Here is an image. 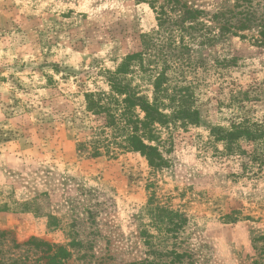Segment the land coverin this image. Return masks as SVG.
<instances>
[{
  "label": "rangeland",
  "instance_id": "rangeland-1",
  "mask_svg": "<svg viewBox=\"0 0 264 264\" xmlns=\"http://www.w3.org/2000/svg\"><path fill=\"white\" fill-rule=\"evenodd\" d=\"M188 1L209 14L234 4ZM155 28L136 0H0V264H49L57 247L60 264H264V163L251 162L253 143L226 151L211 134L264 127V47L251 32L213 30L167 71L199 124L161 130L162 169L120 149L91 157L103 121L84 94L107 92L105 73ZM154 76L127 79L150 97ZM156 206L180 227L159 231Z\"/></svg>",
  "mask_w": 264,
  "mask_h": 264
},
{
  "label": "trees",
  "instance_id": "trees-1",
  "mask_svg": "<svg viewBox=\"0 0 264 264\" xmlns=\"http://www.w3.org/2000/svg\"><path fill=\"white\" fill-rule=\"evenodd\" d=\"M136 1L147 3L153 10L156 28L141 37L140 52L127 55L114 71L105 73L107 92L84 94L85 109L103 121L95 133L97 138L92 143L91 157H99L101 149L107 153L112 149L136 152L147 160L152 170L157 171L166 165L159 148L161 130L176 124L182 127L199 124V113L191 104L188 89H169L167 71L188 60L190 46L194 43L211 44L215 40L213 30L240 38L244 37L241 32L248 31L255 43L264 47V0H234L231 8L213 14L188 0ZM135 68L140 72L150 69V72L156 73L150 97L142 95L129 83L127 77ZM105 130H109L110 134ZM211 134L226 151H230L241 139L253 143L255 148L251 152V162L264 163L263 126L244 120L227 129L213 128ZM82 149L80 144L78 150ZM150 200L152 197L149 203ZM147 210L158 223H168L164 226L160 224L159 231L164 229L162 227L167 230L180 227V214L157 206ZM175 218L177 220L174 221ZM40 244L54 248L46 243ZM66 256L68 253L57 247L48 256L49 264H60V259Z\"/></svg>",
  "mask_w": 264,
  "mask_h": 264
}]
</instances>
